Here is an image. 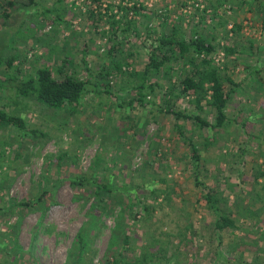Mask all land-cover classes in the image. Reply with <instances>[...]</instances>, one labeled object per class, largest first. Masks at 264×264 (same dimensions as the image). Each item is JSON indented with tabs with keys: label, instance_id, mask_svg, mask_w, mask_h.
<instances>
[{
	"label": "rangeland",
	"instance_id": "1",
	"mask_svg": "<svg viewBox=\"0 0 264 264\" xmlns=\"http://www.w3.org/2000/svg\"><path fill=\"white\" fill-rule=\"evenodd\" d=\"M14 1L0 19V78L46 67L104 93L70 114L0 88V108L42 134L0 130V263L114 264L154 253L150 264H264V0ZM170 33L216 47L210 58L230 94L225 127L166 112L215 121L205 101L197 108L181 94L185 61L149 71L154 92L138 89ZM184 139L198 146L197 169ZM84 177L113 191L73 183ZM197 179L235 228L215 227Z\"/></svg>",
	"mask_w": 264,
	"mask_h": 264
},
{
	"label": "trees",
	"instance_id": "2",
	"mask_svg": "<svg viewBox=\"0 0 264 264\" xmlns=\"http://www.w3.org/2000/svg\"><path fill=\"white\" fill-rule=\"evenodd\" d=\"M34 4L35 0H29ZM6 4L4 7L3 5ZM16 5L14 0L0 1V19L7 20L11 14L10 11ZM137 11V10H136ZM118 24V21L114 20L113 25ZM158 46L152 50V54L149 58V63L146 67V71L143 73L142 82L139 84L138 89L149 90L148 93L155 91L154 84L147 83V76L149 71L160 72L171 62H183L191 67L190 73L186 74L181 80V94L190 95L194 98V102L197 108L203 106L205 101L206 105L211 107L216 115L214 123H211L198 115H185L183 112H171L168 109L166 112L172 113L176 119H185L193 121L200 129H220L227 125L228 117L226 114V108L229 102L230 94L226 93L224 84L221 81V71L215 62L210 58L211 54L215 52L216 47L207 40L198 37L191 41L184 38L177 37L174 33L169 35L162 34L158 38ZM227 54L236 53L235 48L226 49ZM86 63V57L84 58ZM62 69L66 67L67 60L63 61ZM113 63V71L120 72L122 70L121 63ZM9 64L12 61L9 60ZM165 66V67H164ZM109 72L107 75H109ZM64 77L57 78L55 74L48 68L44 67L37 71L35 76L19 79L17 77L0 78V88L3 90H15L18 96L32 99L38 103L44 105L48 109L63 110L70 114H76L82 101L91 93L100 91L97 90V85L92 84L91 80H80L72 75L64 73ZM106 78V77H105ZM232 82V80L230 79ZM173 91V90H172ZM101 93H104L100 91ZM106 93L109 90H105ZM171 92V91H170ZM173 93V92H171ZM143 98L144 96H140ZM170 102H167V107ZM161 112L164 110L161 109ZM9 126H14L21 131L33 134L35 136H41L37 131H28L26 121L15 115H10L0 108V130ZM180 128V126H177ZM181 135H183L181 133ZM186 141V139H184ZM189 143L191 156L196 163V169L202 161L198 146L194 142L186 141ZM92 178H79L74 180V184L78 186H88L96 188V193L100 191L111 192L113 186L99 184ZM196 185L204 187L206 189V200L210 205L211 210L215 216V227L224 231L226 229H233L236 227L235 220L222 212V207L217 200V195L211 189L206 188L205 184L201 183L198 179ZM44 196H42L41 200ZM25 206L31 205V202L23 203ZM222 212V213H221ZM127 236L124 237V243H128ZM121 257V256H120ZM154 253L150 256L143 257L142 260L138 259L133 262L125 261L123 255L120 260H116L114 264H150L154 260ZM2 264V263H0Z\"/></svg>",
	"mask_w": 264,
	"mask_h": 264
}]
</instances>
